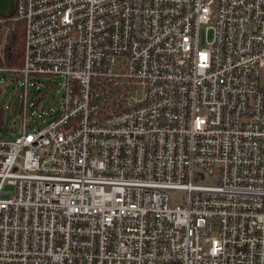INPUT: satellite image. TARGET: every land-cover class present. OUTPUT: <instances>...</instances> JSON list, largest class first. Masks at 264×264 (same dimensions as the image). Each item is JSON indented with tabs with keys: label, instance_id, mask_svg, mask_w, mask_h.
Listing matches in <instances>:
<instances>
[{
	"label": "built area",
	"instance_id": "obj_1",
	"mask_svg": "<svg viewBox=\"0 0 264 264\" xmlns=\"http://www.w3.org/2000/svg\"><path fill=\"white\" fill-rule=\"evenodd\" d=\"M10 19L0 264H264V0H14ZM38 75L63 96L28 129Z\"/></svg>",
	"mask_w": 264,
	"mask_h": 264
},
{
	"label": "rangeland",
	"instance_id": "obj_2",
	"mask_svg": "<svg viewBox=\"0 0 264 264\" xmlns=\"http://www.w3.org/2000/svg\"><path fill=\"white\" fill-rule=\"evenodd\" d=\"M203 45V43H202ZM1 53V46H0ZM0 115L2 126L0 137L19 136L21 132V113L23 106V87L19 75L13 72H0ZM27 92V122L28 129L39 128L46 123L59 108L63 96V80L53 75H38L32 77ZM36 83L38 86H34ZM6 190L13 191L12 187Z\"/></svg>",
	"mask_w": 264,
	"mask_h": 264
},
{
	"label": "trees",
	"instance_id": "obj_3",
	"mask_svg": "<svg viewBox=\"0 0 264 264\" xmlns=\"http://www.w3.org/2000/svg\"><path fill=\"white\" fill-rule=\"evenodd\" d=\"M0 46V67L10 70L21 68L24 52V23L21 20L10 19L0 25ZM1 126L2 115H0V130Z\"/></svg>",
	"mask_w": 264,
	"mask_h": 264
},
{
	"label": "water",
	"instance_id": "obj_4",
	"mask_svg": "<svg viewBox=\"0 0 264 264\" xmlns=\"http://www.w3.org/2000/svg\"><path fill=\"white\" fill-rule=\"evenodd\" d=\"M14 0H0V15L9 18L13 15Z\"/></svg>",
	"mask_w": 264,
	"mask_h": 264
}]
</instances>
